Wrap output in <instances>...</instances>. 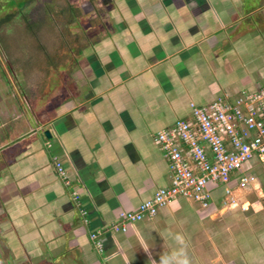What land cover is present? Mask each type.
<instances>
[{
  "label": "crops",
  "instance_id": "crops-1",
  "mask_svg": "<svg viewBox=\"0 0 264 264\" xmlns=\"http://www.w3.org/2000/svg\"><path fill=\"white\" fill-rule=\"evenodd\" d=\"M258 2L116 0L112 25L93 37L61 80L64 96L46 108L38 98L41 107L31 119L21 107L19 127L0 133V245L7 244L13 264H245L234 231L241 221L237 206L223 203L224 185L212 188L204 211L178 198L126 231L111 226L122 211L171 184L159 131L179 119L193 121L191 103L207 108L219 95L235 98L264 86V0ZM251 17L260 19L259 28ZM55 156L70 185L58 176ZM243 175L253 189L252 203L241 202L247 241L259 243L247 256L264 264V161L253 159L233 175L228 185L236 202ZM203 217L228 225H202L203 236L197 221ZM219 230H228L223 239L231 246L199 259V246L206 240L212 248ZM92 231L101 232L103 252L92 243Z\"/></svg>",
  "mask_w": 264,
  "mask_h": 264
},
{
  "label": "built area",
  "instance_id": "built-area-1",
  "mask_svg": "<svg viewBox=\"0 0 264 264\" xmlns=\"http://www.w3.org/2000/svg\"><path fill=\"white\" fill-rule=\"evenodd\" d=\"M191 109L193 121L179 119L169 129L158 132L173 172L171 184L160 187L137 209L122 211L111 229L126 231L131 223L152 219L178 198L209 207L212 188L222 185L230 204L234 201L233 189L228 184L233 175L253 159L264 161V86L255 91L244 90L235 98L219 95L207 108L191 103ZM180 142L187 148L189 159ZM53 162L58 176L70 185L69 173L61 159L55 156ZM238 183L240 187L249 186L250 176H241ZM73 198L75 202L79 200L77 191ZM81 214L85 217L87 211L81 208ZM90 239L103 252L101 232L92 231Z\"/></svg>",
  "mask_w": 264,
  "mask_h": 264
},
{
  "label": "rangeland",
  "instance_id": "rangeland-1",
  "mask_svg": "<svg viewBox=\"0 0 264 264\" xmlns=\"http://www.w3.org/2000/svg\"><path fill=\"white\" fill-rule=\"evenodd\" d=\"M52 0H35L33 4L29 5L28 8L32 9L31 16L34 15L36 18H43L44 22L37 27V28H31L24 22L22 18V14L17 13L16 11L13 13V17L11 22L8 25L2 26L0 28V32L7 36L9 38V41L7 43V49L4 50V47L0 46V133H4V128L8 129L19 127V123H21V116L23 117L21 113V104L28 105L31 109L33 107H41L35 106L37 105V100L40 97H44V95L48 94L47 97L43 99L46 103L47 101L51 100L53 102L57 101L58 99H61L64 95L63 93L66 91V89L63 87V82L58 79L54 82L53 77L56 74L58 77H60L59 73L55 71L54 69H49L48 65L50 63V59L54 58L57 54L58 50L62 47H66L64 45H68L66 43H63L62 36H61V28L64 29L65 25L61 23L60 19H64L63 16V10L65 8V1L66 0H55L54 1V10L49 12V17L46 15V9L47 7L45 5L50 4ZM74 1V0H71ZM76 2V1H74ZM246 2V0H245ZM258 2V0H257ZM260 2V1H259ZM258 2V3H259ZM115 4V3H114ZM264 6V2L262 3ZM253 5V4H252ZM87 8H89L86 5ZM27 8V9H28ZM9 9V8H8ZM11 10H13L11 8ZM6 12L5 8L0 9V16ZM85 14H88L84 12ZM103 16V18H102ZM102 16L98 15V18L103 19V22H105V19L109 22L112 17L108 16V13L106 10L102 11ZM86 15L83 16L82 24L85 29L88 30V26L90 29L89 22L85 19ZM251 21H253V26L255 28H259V18H250ZM99 22V20H98ZM81 25H75V29L80 30ZM96 28V27H95ZM96 30H99L96 28ZM91 31V30H89ZM9 57H8V55ZM75 54H77L75 52ZM80 57V54H77V57ZM76 57V58H77ZM78 57V58H79ZM78 62V61H77ZM11 68L9 67V65ZM58 73V74H57ZM55 75V76H56ZM7 80V81H6ZM43 104V103H42ZM48 104V102H47ZM41 114V113H39ZM21 118V119H20ZM240 192H243L240 200L236 202V197L234 198L232 196V200H234L232 203L228 204V202L231 201L230 198H225L223 200V203H227L226 207L230 208L229 206L232 204V207H236L235 213L238 215V220L241 221L239 225L235 228L234 231L240 232L237 234L240 236L238 239V243L240 244L239 251L246 256L247 259H243L241 262H245V264H252L251 262L253 259H248L249 256L252 255L255 252H258L259 243L254 239H249L247 241V236H249V229H247L246 223L244 222L245 213L242 210L241 202L248 200L250 203L253 201L252 196V190H248V187H239ZM76 190H73L72 192H75ZM215 190L212 191V193ZM255 193V192H253ZM238 198V197H237ZM181 201H185L184 203L189 205L186 200L181 199ZM194 202V201H193ZM194 208L195 211H204V209H207L208 207H204L198 203L194 202ZM77 207L81 206V197L78 201H76ZM201 205V206H200ZM243 205V204H242ZM251 212V211H250ZM264 213V212H262ZM208 216V215H207ZM253 219L255 220L257 217L256 215H253ZM220 219L223 220L222 217ZM198 225L201 228L199 231L200 234L205 236L204 227L202 225H220L221 227H226L228 225L227 221L224 220L222 222L217 219V222L213 221V224H211L209 221V217H203L201 220L197 218ZM234 225V224H231ZM212 226L209 228H212ZM235 226V225H234ZM2 227V226H0ZM1 232L3 228H0ZM241 230V231H240ZM0 232V236L1 233ZM260 232V229L256 230V233ZM213 237V243L214 246H210L208 241H204L202 245L199 246L200 249V258L199 259H211V249L214 248V256L220 255L218 253L217 248L223 247H230V244H227V240L223 239V235L226 234L228 236L229 232L228 230L225 231V233H221L219 230L216 232ZM4 243V242H3ZM7 244H1L0 245V264H13V259H10V256H8L9 248L6 247ZM217 246V247H215ZM224 256V255H223ZM225 257V256H224ZM240 259H235V262L238 263V260H241V256H239ZM227 256L225 257V260ZM220 261V263L216 264H224L222 259H217ZM216 260V261H217ZM257 260V259H256ZM12 261V262H11ZM209 263V260H207ZM16 264V263H14Z\"/></svg>",
  "mask_w": 264,
  "mask_h": 264
},
{
  "label": "flooded vegetation",
  "instance_id": "flooded-vegetation-1",
  "mask_svg": "<svg viewBox=\"0 0 264 264\" xmlns=\"http://www.w3.org/2000/svg\"><path fill=\"white\" fill-rule=\"evenodd\" d=\"M74 1L71 0L65 1L66 5L63 10L64 19L62 20L59 18L61 23L65 25L64 29L61 28L60 30H61L63 43L68 44L64 46H67L68 48L62 47L60 49H57L58 52L55 55V59L54 58L50 59L51 64L48 65V68L54 69L60 74L59 75L60 77H58L56 74H55L56 76L54 75L53 77L54 82H56L54 78H56V80L58 79V81L60 80V82L62 79L66 78L67 77L66 74L69 72V70L75 67L76 65H78L77 61H79L78 58L79 56L77 57V54L85 53L86 50L91 48L90 43L92 42L93 37H95V35L98 32H102L112 25V22L111 21L108 22L107 19H105L106 23H104L103 19L98 18V15L102 16V11L106 10L108 16L112 17L113 16L112 7L116 2V0H74ZM33 2H35V0H0V9L2 10L5 8L6 10V12H4L2 16H0V18L6 15L13 14L16 11L17 13L22 14V18L24 22H27V20L28 22L30 21L36 22L38 18H36L35 15L32 17L31 16V14L33 13L32 9L28 8L29 5L33 4ZM70 5H72L73 8ZM86 5L89 8H87ZM11 8L13 10H11ZM84 12L88 14H85ZM84 15H86L85 19L90 24V29L88 26V30L82 27L83 26L82 20H84L83 19ZM75 25H81L80 30L75 29ZM95 27L98 28L99 30H96ZM75 52L77 54H75ZM47 95L48 94L44 95V97L42 98L44 99L45 96L47 97ZM47 102L51 104L52 101L49 100ZM47 102L46 103L44 102L45 108L48 106ZM25 106L26 107L21 106L22 108H25L24 109L25 115L28 117V119L33 118V116L35 115L36 108L33 107V109H31L29 107L28 109V105Z\"/></svg>",
  "mask_w": 264,
  "mask_h": 264
},
{
  "label": "trees",
  "instance_id": "trees-1",
  "mask_svg": "<svg viewBox=\"0 0 264 264\" xmlns=\"http://www.w3.org/2000/svg\"><path fill=\"white\" fill-rule=\"evenodd\" d=\"M54 1L55 0H52L51 1V3L50 4H47V5H45L46 7H47V9H46V15L49 17V12H51V9H52V11L54 10V8H55V6H54ZM72 8H73V6L72 5H70ZM73 16V15H72ZM12 17H13V14H10V15H6V16H4V17H1L0 18V28H2V26H4V24L5 25H8L10 22H11V20H12ZM42 22H44V19L43 18H38V20L36 21V22H33V21H30V22H28V20H27V22H26V24L30 27V29L31 28H37V27H39L41 24H42ZM8 43V41H9V38L7 37V36H5V35H3L1 32H0V46H1V48H2V46L4 47V50L5 49H7V43ZM8 55V54H7ZM9 56V55H8ZM9 65V64H8ZM9 67H11L10 65H9Z\"/></svg>",
  "mask_w": 264,
  "mask_h": 264
},
{
  "label": "water",
  "instance_id": "water-1",
  "mask_svg": "<svg viewBox=\"0 0 264 264\" xmlns=\"http://www.w3.org/2000/svg\"><path fill=\"white\" fill-rule=\"evenodd\" d=\"M45 134H46L48 137H51V133H50L49 130H46V131H45Z\"/></svg>",
  "mask_w": 264,
  "mask_h": 264
}]
</instances>
